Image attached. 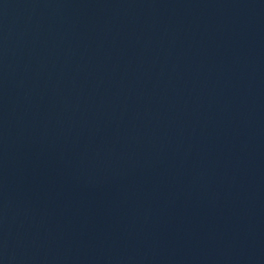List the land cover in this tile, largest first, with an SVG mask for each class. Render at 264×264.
<instances>
[{"label":"water","instance_id":"1","mask_svg":"<svg viewBox=\"0 0 264 264\" xmlns=\"http://www.w3.org/2000/svg\"><path fill=\"white\" fill-rule=\"evenodd\" d=\"M0 264H264V0H0Z\"/></svg>","mask_w":264,"mask_h":264}]
</instances>
